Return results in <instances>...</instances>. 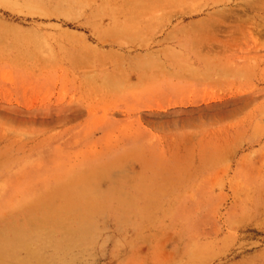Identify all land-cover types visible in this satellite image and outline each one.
<instances>
[{"label": "rangeland", "instance_id": "1", "mask_svg": "<svg viewBox=\"0 0 264 264\" xmlns=\"http://www.w3.org/2000/svg\"><path fill=\"white\" fill-rule=\"evenodd\" d=\"M0 254L264 264V0H0Z\"/></svg>", "mask_w": 264, "mask_h": 264}, {"label": "bare ground", "instance_id": "2", "mask_svg": "<svg viewBox=\"0 0 264 264\" xmlns=\"http://www.w3.org/2000/svg\"><path fill=\"white\" fill-rule=\"evenodd\" d=\"M37 227H38V225H37ZM40 227V226H39ZM41 229V228H40ZM35 230H37V228H35ZM21 231V230H20ZM26 231V230H25ZM24 231V232H25ZM33 231V230H32ZM38 231V230H37ZM34 232H36V231H34ZM41 232H42V230H41ZM40 232V234H38V233H35V234H38L39 236H35V238H31V237H29V236H27L26 235V233H25V235L24 234H22V236H25L26 237V239L24 240V242H22L21 243V241H20V244L18 243V246H16V242L17 241H19V240H17L16 239V242L14 243V245H15V247L16 248H19V247H21V248H24V249H26L27 250V252H28V254L31 256V258L33 259V257H35V258H38V256H39V253H40V247L38 246V244H39V241H41V239H42V236L41 235H43V233H41ZM19 233V232H18ZM29 232H27V234H28ZM20 234V233H19ZM19 234H18V236H19ZM30 234H32V233H30ZM33 235H34V233H33ZM16 236V235H15ZM21 236V235H20ZM18 238V237H17ZM20 238V240L22 239L21 237H19ZM13 240V242L15 241L14 239H12ZM23 241V240H22ZM6 243H8V242H6ZM9 243H10V241H9ZM38 243V244H37ZM13 245V246H14ZM58 247V246H57ZM23 249V250H24ZM18 250V249H17ZM22 250V249H21ZM4 251V250H3ZM8 252H10V251H8ZM7 252V253H8ZM10 253H12L11 255H10V257H12V258H14L16 255H14V253L15 252H10ZM18 253V252H17ZM1 255V254H0ZM8 255V254H7ZM4 257H6V256H4ZM17 257V256H16ZM15 257V258H16ZM14 258V259H15Z\"/></svg>", "mask_w": 264, "mask_h": 264}]
</instances>
